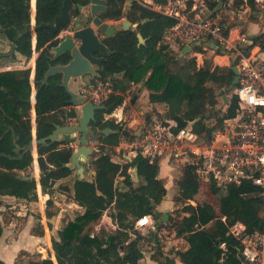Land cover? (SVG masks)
<instances>
[{
  "label": "trees",
  "instance_id": "trees-1",
  "mask_svg": "<svg viewBox=\"0 0 264 264\" xmlns=\"http://www.w3.org/2000/svg\"><path fill=\"white\" fill-rule=\"evenodd\" d=\"M72 15H77V3L87 5L88 0H71ZM163 2L165 0H155ZM229 0H209L210 8ZM107 6L101 14L102 20L125 18L135 29L120 30L116 36L103 38L112 51L105 55L100 80L109 81L112 92L102 101L103 109L95 113V121L90 122L98 128V143L91 155L90 166L95 175L91 179L80 178L70 169L71 154L74 147L63 141H55L48 146L38 144V167L40 184L43 189L65 192L79 206L82 213L64 223L52 238V258L50 254H29L25 264H139L143 257L142 241H150L155 252L150 256L158 264H240V239L234 237L228 226L240 222L243 233L252 235L264 231L261 217L262 200L259 188L245 180L238 185H230L222 192L214 182H207L209 191L219 198L218 206L210 202H198L200 178L196 166L185 164L175 180L181 207L174 217L169 214L166 223L158 222L157 204L166 194L163 180L158 177L159 161L137 153L130 161L116 164L115 172L109 175L112 155L126 134L121 123L110 120L102 122L103 113H110L121 105L125 94L132 85L139 84L146 90V98L151 103L166 105L165 116L175 120L177 127H190L204 140L211 139L213 133L221 129L226 118L232 117L237 108V97L231 94L226 108H217V97L232 87L233 71L231 65H211V53H204L203 62L197 65L195 56H179L169 46L158 41L162 31L174 23V19L163 16L132 1L124 9L126 0H106ZM63 0H35L36 25L53 22L61 14ZM254 8V0H232V6L243 5ZM30 0H0V40L7 46L14 44L10 55L0 58L15 60L17 54L30 56L32 32L30 28ZM66 24H61L65 28ZM32 29L34 25H31ZM228 31V26L225 32ZM36 48L39 50L35 61L36 92V139L44 137L54 129V123L64 124L67 118L74 117L70 96L59 85L60 74L49 77L48 83L39 86L48 65L54 63L48 58L51 47L57 42V32L51 27H35ZM145 39L138 44L136 33ZM253 45L264 51V34L253 38ZM8 49L0 50L5 53ZM192 50H202L193 45ZM122 73L119 77L114 74ZM30 70L7 69L0 71V153L15 155L14 139L23 147L32 139L30 121ZM144 83L141 85V83ZM94 84V82H90ZM216 119L213 124L209 119ZM145 121H149L146 115ZM108 127L115 132L102 133ZM31 151L22 158H9L0 155V196H13L16 199L36 198V182L26 169L32 162ZM136 166L140 183H133L128 168ZM23 172V173H22ZM121 175L122 186L116 183ZM28 177V178H27ZM62 180V181H59ZM59 181V182H58ZM194 200L195 204L188 203ZM46 214L51 217L56 210L51 209V200L46 201ZM108 212L116 224L114 230L96 227L102 215ZM149 215L157 231L165 228L186 242L185 248L173 251V255L162 250L160 238L149 227L147 233L136 226V220ZM222 217L225 219L223 220ZM156 231V232H157ZM42 234V229L33 230ZM2 225L0 223V236ZM0 264H4L0 260Z\"/></svg>",
  "mask_w": 264,
  "mask_h": 264
},
{
  "label": "built area",
  "instance_id": "built-area-1",
  "mask_svg": "<svg viewBox=\"0 0 264 264\" xmlns=\"http://www.w3.org/2000/svg\"><path fill=\"white\" fill-rule=\"evenodd\" d=\"M130 1L174 19V23L162 31L158 46L200 45L202 50L193 54L196 59L203 57L204 52L227 56L237 66L239 74V81L231 90L237 97L235 114L224 120L223 127L216 130L211 139H202L190 127L178 128L175 120H155L143 125L142 133L128 143L135 149L134 156L140 153L149 161L164 156L193 164L200 179L214 182L222 192L230 185L251 181L259 188L260 215L264 220V59L243 53L237 38L225 32L237 8L231 5L232 0L214 9L210 8L209 0H126V3ZM32 24L31 32L36 27L35 22ZM107 92L109 89L98 84L85 93L95 103L102 104ZM136 225L156 228L149 215L138 218ZM228 228L240 239V264H264V231L244 234L240 222Z\"/></svg>",
  "mask_w": 264,
  "mask_h": 264
},
{
  "label": "crops",
  "instance_id": "crops-1",
  "mask_svg": "<svg viewBox=\"0 0 264 264\" xmlns=\"http://www.w3.org/2000/svg\"><path fill=\"white\" fill-rule=\"evenodd\" d=\"M129 3V2H128ZM254 8H251L248 5H243L239 8H237V12L234 16V20H230L228 22V31L232 38H237V45L241 48L243 53L246 55H253L257 56L259 59H264V51L260 49L258 45H253V38L255 36H259L261 34H264V0H254ZM30 23L29 25H32L33 22L36 24V18H35V0H30ZM83 12H86V8L84 7ZM124 20V19H121ZM108 23H113L116 20H105ZM133 24V23H132ZM93 26V25H91ZM37 27V25H36ZM136 28V27H135ZM134 28V29H135ZM68 33V31H61L57 36H62L64 34ZM239 38V40H238ZM145 42V39H144ZM143 42V43H144ZM178 47L180 48L178 51ZM7 49L10 48V46H6ZM171 48L179 53V56H193V54L197 51L192 50V47L189 46H181V45H173ZM8 51V50H7ZM6 51V52H7ZM184 52H187V54H183ZM39 50L36 48V35L35 32H32L31 37V50H30V57L29 59V65L28 69L30 70L29 74V81L31 85V93H30V121H31V134L33 142V147L30 150L32 154V162L31 164L26 168L31 176L34 177L36 182V198L30 201L22 200V199H16L13 196H0V223L2 225V233L0 236V260L4 264H25L27 260V256L21 254L22 252H27L29 254H41L42 257L44 256L42 253L45 249L52 248V238H57V231L58 229L66 223L68 220L75 217L77 214L82 213L84 208L79 206L71 197L68 198V203L72 207L74 211L73 217H68L65 215V212L67 211V208L59 207L60 206V199L65 198L64 195L65 192L62 191H51L49 189H43L40 184V171L38 167V145L36 144V113H35V104H36V92H37V85L35 83V61L38 55ZM51 52V50H50ZM208 53V52H204ZM211 53V63L212 65H220V66H229L233 65L231 62V59L227 56H221V55H214ZM189 54V55H188ZM10 55V54H9ZM36 56V57H35ZM202 57L200 58V61H202ZM9 70V69H26V67H12L11 63L0 67L1 70ZM122 73L114 74V77H119ZM100 75L98 77H94L93 79L90 78L89 75H86L82 82H80L78 79H71L68 83L69 88L73 91H78L80 94H85L87 90H91L93 87H95L98 84L104 85L109 89V92H107L106 96L112 92V87L109 84V81H102L100 80ZM94 82V84H90V82ZM144 90V94H146V90ZM135 99V97H134ZM128 98L124 97L123 104L126 103ZM134 101V100H133ZM147 102H149L147 100ZM151 104V102H149ZM156 104V103H153ZM163 104V103H162ZM122 105V104H121ZM152 105V104H151ZM73 107L71 106L67 107L69 108ZM123 108V106H122ZM121 109V106L115 107L112 112L110 113H103L102 115V122H105L107 120L111 121V117H117V114L114 113L115 110ZM168 119V118H164ZM118 120H115V123H118ZM113 122V121H112ZM114 123V122H113ZM114 123V124H115ZM98 128L95 129V133H97ZM124 133H127L123 131ZM89 138L88 145L92 148V152L88 155V158H91L92 153L96 150L95 145L98 143V140ZM96 143V144H95ZM68 145L73 146L74 148L77 147V143H67ZM117 147V146H116ZM115 147V150H116ZM114 155V154H113ZM113 155L111 157L112 163L109 168V175L112 176L115 172L116 164H123L127 160L130 161L132 157H126L124 162L116 161L115 164H113ZM159 161V171H158V177L163 180L164 187L166 189V194L162 198L159 204H157L156 209L158 211L157 216L159 219H162V216L164 213L167 214V217L169 216L173 206L174 202L177 203V197H178V191L177 186L175 183V180L180 174L177 173L176 170L173 169V163H184L183 161H174L171 159H168L167 157H157ZM70 164V163H69ZM68 164V165H69ZM80 164L84 167H88L90 169L89 172H83V176H79L74 169V175H77L80 178H86L91 179L94 177L95 173L93 169L90 166V161H81ZM114 165V169H112V166ZM182 167V166H181ZM128 172L131 175V180L133 183H138L134 181V172H135V166L128 168ZM23 173V172H22ZM93 174V175H92ZM177 174L176 177L174 175ZM174 177V178H173ZM123 176L117 175L115 183L121 187ZM139 179V176H138ZM202 180V179H201ZM204 180V179H203ZM62 181V180H59ZM58 181V182H59ZM140 183V180H139ZM138 183V184H139ZM171 184V185H170ZM170 185V187H168ZM176 195L175 201H173V197ZM51 200V209H55L56 212L51 217H48L46 214V201ZM67 202V201H66ZM188 203L195 204L194 200H188ZM177 208V207H174ZM62 214V215H61ZM69 214V213H67ZM158 219V222H159ZM35 220L37 225H35ZM102 223L96 227L98 229L99 227H103L104 229L110 231L114 230L116 228L115 222L112 220L108 212H104L102 215ZM161 222V221H160ZM159 222V223H160ZM164 223V222H161ZM166 223V222H165ZM137 226V225H136ZM138 228L142 231V233H145V231L149 230V227L147 226H138ZM39 230L42 229V234H35L33 230ZM166 233V238L168 239L166 242L172 243V245H169V250L167 253H170L173 255V251L185 248L186 242L181 237H175L173 232H168L165 228H163ZM156 230L157 229H153ZM162 230V229H161ZM158 235H160L159 231L156 232ZM170 236L173 240H170ZM177 242H181L182 246H177ZM52 252V250H51ZM49 255V254H48ZM52 258V255H50ZM26 257V258H25ZM25 258V259H24ZM52 260L55 262V257ZM142 262H146V264H158L153 259H151V256L149 258L147 256H144L139 260V264H142Z\"/></svg>",
  "mask_w": 264,
  "mask_h": 264
},
{
  "label": "water",
  "instance_id": "water-1",
  "mask_svg": "<svg viewBox=\"0 0 264 264\" xmlns=\"http://www.w3.org/2000/svg\"><path fill=\"white\" fill-rule=\"evenodd\" d=\"M106 6V0H88L87 5L77 3L79 13L72 15L73 2L71 0H63L61 14L55 17L53 22H42L37 25V27H51L58 34L61 31H67V27H71L68 33L56 37L57 42L51 47V52L48 55V58L54 63L48 65L39 86L47 84L49 77L60 74L59 85L69 94V101L73 105L75 115L74 117L67 118L64 124L54 123V129L51 133L36 139L35 142L37 145L40 144L42 146H48L55 141H63L65 143L76 142L77 147L74 148L71 154L68 166L70 169H75L81 177L83 176V172L90 171L88 167L80 164V160H91L88 158V155L92 152V148L88 145L89 138L87 135L93 140L98 139V135L95 133V129L90 126V122L95 121L96 111L103 109L104 106L95 103L85 94L73 91L69 88L68 83L71 79H78L82 82L86 75H89L91 79L98 77L102 71L105 55L112 53L103 42V38H110L116 36L120 30L134 29L136 27V24H132L126 19L117 23H108L102 20L101 14L105 12ZM84 7L86 8V12L82 11ZM61 24H66L67 26L62 28ZM136 36L138 44L144 42V38L139 32L136 33ZM13 49L14 44H11L9 50L5 53H0V55H9ZM231 69L233 71L232 86H234L239 81V74L236 65H232ZM143 84L142 82L141 85ZM223 99L226 100V95L223 96ZM101 132L111 133L115 132V130L105 127L101 129ZM32 147V141L20 147L16 143V139H14L15 155H9L4 152L0 153V155L20 159ZM133 178L135 182L139 183L136 166ZM167 220V214L164 213L162 221L166 222ZM160 224L161 222L158 225ZM154 233H156V230H154Z\"/></svg>",
  "mask_w": 264,
  "mask_h": 264
},
{
  "label": "rangeland",
  "instance_id": "rangeland-1",
  "mask_svg": "<svg viewBox=\"0 0 264 264\" xmlns=\"http://www.w3.org/2000/svg\"><path fill=\"white\" fill-rule=\"evenodd\" d=\"M131 2L132 1H130V3ZM128 5H129V3H126L124 5L125 10H127ZM121 19H125V18H121ZM121 19L116 20V21L113 20L114 21L113 23H117V22L121 21ZM6 46H7L6 43H4L2 40H0V50H5ZM179 49L180 48L178 47V51H180ZM174 52H176V51H174ZM183 54H187V52L183 51ZM35 55H38V54H35ZM29 58L30 57L25 58L20 54H17V57L15 60L0 58V67L4 66L10 62L12 67H26L27 68L29 65V60H30ZM202 62L203 61H200V59H196L197 65H201ZM210 64L212 65V63H210ZM232 87L228 91V93H227V91H224L221 95H219L217 97V105H216L217 108H220L223 110L226 108V104H227L226 102H228V99L231 96ZM106 88L107 87H105V89ZM224 95H226V100L223 99ZM134 97H135V99H134ZM125 98H128V100L126 101L125 104L122 103V105H120L121 109L114 111V113L117 114V117H114V116L111 117V121H113L114 123L116 122L115 120H118L120 118V120L118 122L121 123V127L123 128V130L126 129V132H127L126 134L122 133V135H121V141H120L119 145L116 147L115 153L113 155V161H114L113 164H115L116 161H120L123 163L126 157H134L135 149L133 147H131L130 145L128 146V143L131 144L134 141V138H136L137 136H139L142 133L143 125L151 124L155 120L156 121H163L164 118H167L165 116L166 105L162 104V103H156V104L151 103L152 104L151 105L149 102H147V98L144 94V90L142 89V87H140L139 84L132 85L130 90L125 94ZM122 106H123V108H122ZM147 114L149 115V121L148 122L145 121ZM215 120L216 119H214V117H213V118L209 119L208 121L210 124H213L215 122ZM159 157H161V156H159ZM183 165H185V164L181 163V162H178V163L174 162L173 163V169L176 170L177 173H179V171L181 170V166H183ZM113 167H114V165L112 166V169H114ZM176 176H177V174L174 175V177H176ZM170 185L168 187H170ZM64 197L65 198H62L59 200L60 201L59 207L67 208L68 212H65V215H67L68 217H73L75 214L74 213L75 210H73L72 207L68 203L69 202L68 201L69 196L67 194H65ZM175 198H176V195H174L173 201H175ZM195 200H197L198 202L207 201V202H210L211 204H213L215 207H217L219 198L217 195H214L209 191L207 181L202 179V180H200V185H199L198 193L195 196ZM181 205H182L181 203H178V202L175 203L174 202V206L170 212V214L173 217L178 213V212H176L177 211L176 209L180 208ZM174 207H177V208H174ZM67 213H69V214H67ZM160 221L163 222L162 219H159V222ZM101 223H102V220H101ZM34 224L37 225L36 220H35ZM145 233H147V230L145 231ZM159 233H160V235H158V234L157 235L160 238L162 250L165 253H167L169 250V245L170 244L172 245L173 242H171L169 244H168V242H166L168 240L165 236L167 232H165L164 229L160 230ZM170 240H173L171 238V236H170ZM180 243L181 242H177V244H178L177 246L181 247L182 244H180ZM141 249L143 250L144 256H147L148 258L153 252H155V246L150 241H147V240L141 242ZM42 253L44 254V256H48V254L52 255V252L50 249H45L42 251ZM142 264H146V262H142Z\"/></svg>",
  "mask_w": 264,
  "mask_h": 264
},
{
  "label": "flooded vegetation",
  "instance_id": "flooded-vegetation-1",
  "mask_svg": "<svg viewBox=\"0 0 264 264\" xmlns=\"http://www.w3.org/2000/svg\"><path fill=\"white\" fill-rule=\"evenodd\" d=\"M68 29H67V31L69 32L70 30H71V27H67ZM128 30V29H127ZM9 50V49H8ZM13 52V51H12Z\"/></svg>",
  "mask_w": 264,
  "mask_h": 264
}]
</instances>
